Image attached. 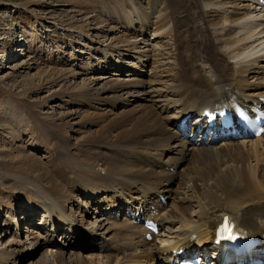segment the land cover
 Returning a JSON list of instances; mask_svg holds the SVG:
<instances>
[{"label": "bare ground", "instance_id": "6f19581e", "mask_svg": "<svg viewBox=\"0 0 264 264\" xmlns=\"http://www.w3.org/2000/svg\"><path fill=\"white\" fill-rule=\"evenodd\" d=\"M104 6L113 40L93 51L108 62L127 54L132 71L151 69L127 78L87 77L101 70L90 60L76 73L51 70L46 82L80 81L40 103L60 94L76 108L37 121L25 109L7 113L17 130L33 135L23 143L51 153L46 162L32 153L0 160L10 167L4 174L15 199L0 211L11 209L15 225V219L33 223L40 210L36 225L49 228L44 242L33 231L25 235L30 249L46 247L37 264H168L182 251L216 256L212 244L228 238L219 232L225 218H232L229 226L237 219L261 251L264 132L235 139L207 122L230 100L264 109V0H110ZM147 34L158 43L150 44ZM136 90L140 99L126 106ZM29 158L30 165L19 164ZM98 212L107 215L98 219ZM147 218L159 223L151 240L139 223ZM57 237L67 246L55 248ZM90 237L98 241L95 253L73 249ZM17 253L0 248V264L23 254Z\"/></svg>", "mask_w": 264, "mask_h": 264}, {"label": "rangeland", "instance_id": "374dc122", "mask_svg": "<svg viewBox=\"0 0 264 264\" xmlns=\"http://www.w3.org/2000/svg\"><path fill=\"white\" fill-rule=\"evenodd\" d=\"M108 2L110 0H0V160L7 161L15 156H27L29 153L34 154V158L38 157L42 162H46V157H49L51 153L49 147L40 146L32 149L29 147V140L23 143L24 137H30L31 134L17 130L7 113H10L12 109L16 112L25 109L28 117L32 116L35 120L43 118L48 120L46 117H49L50 112L59 116L62 111L68 112L75 109L76 107L68 105L67 99L60 94L40 103L49 96V92L53 93L59 89L61 91L71 90L80 81V77L77 76L71 82L68 81L70 84L46 82L47 76L52 74L51 70H55L54 73L61 70L76 73L80 70L82 63L90 60L92 64L100 63L101 70L94 71L95 74H86L87 77L94 75V77L104 78L107 76L127 78L129 74L139 76L145 70L151 69V65H147L143 70L139 68L132 71L128 67L134 61L128 58L127 54L120 55L121 58L115 54L108 62L107 59L101 58L100 53L93 51L94 48H101L103 44L113 40L114 33L109 31L112 23L103 9ZM145 38L150 44L158 43L156 35L147 34ZM15 47H18L19 53L12 51ZM110 62H119V64L112 65ZM104 63L110 64L108 67L105 64V68ZM99 83L98 81L96 87H99ZM141 91L136 90L132 93L133 96L129 97V103L126 106L137 102L140 99L137 96H140ZM66 120L72 121L68 117ZM31 138H34L33 135ZM19 147L24 150L17 151ZM33 161L29 158L24 161L20 160L19 164L27 166ZM4 166L3 161H0V204L13 205L15 203L14 194L9 191L8 188L10 190L12 188L9 185V178L4 174L10 167L4 168ZM177 170L171 168L170 172L177 174ZM80 202L81 206L85 205L84 200ZM68 208L75 213L74 207L68 206ZM2 209V212L0 211V248L15 250L18 252L17 255L23 252L20 258L11 259L14 264H37L40 252L46 249V247H40L38 243L44 242L48 234L47 230H49L48 226L42 229L36 225L42 220V213L40 210L37 211L39 214H36L33 223L16 222L15 219L16 224L14 225L9 223V220L14 219V212L8 207H2ZM88 211L92 213V210ZM97 215L99 219L107 214L98 212ZM62 225H64L61 226L63 229L68 228L66 223ZM31 231L42 236V239L34 244L33 249H30V240L25 237L27 233L32 234ZM16 239H19L21 244L15 243ZM96 240L91 237L79 239L77 244H81V247L77 246L73 249L83 256L89 252L95 253V246L98 245ZM63 244L67 246L66 241L58 237L52 241L55 248Z\"/></svg>", "mask_w": 264, "mask_h": 264}, {"label": "snow or ice", "instance_id": "6c2138e0", "mask_svg": "<svg viewBox=\"0 0 264 264\" xmlns=\"http://www.w3.org/2000/svg\"><path fill=\"white\" fill-rule=\"evenodd\" d=\"M219 232H220L221 234H225V233H227L229 239L234 238V237L231 235L232 229H231V227H230L229 224H228L227 218H225V222H224L223 225H221V227H220V229H219Z\"/></svg>", "mask_w": 264, "mask_h": 264}]
</instances>
